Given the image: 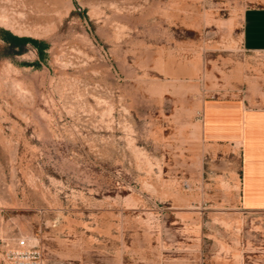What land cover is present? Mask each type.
Returning <instances> with one entry per match:
<instances>
[{
	"label": "rangeland",
	"instance_id": "1",
	"mask_svg": "<svg viewBox=\"0 0 264 264\" xmlns=\"http://www.w3.org/2000/svg\"><path fill=\"white\" fill-rule=\"evenodd\" d=\"M253 8L0 0V238L26 239L31 264H264L239 151L204 132L213 99L264 97ZM0 264H15L2 244Z\"/></svg>",
	"mask_w": 264,
	"mask_h": 264
},
{
	"label": "crops",
	"instance_id": "2",
	"mask_svg": "<svg viewBox=\"0 0 264 264\" xmlns=\"http://www.w3.org/2000/svg\"><path fill=\"white\" fill-rule=\"evenodd\" d=\"M242 35L247 51L264 53V8L247 11ZM259 82L264 86V76ZM254 87H247L242 97H218L213 99V104L209 102L204 132L223 150L233 152L237 147L241 163L239 177H243L242 209L264 212V97L256 94Z\"/></svg>",
	"mask_w": 264,
	"mask_h": 264
},
{
	"label": "built area",
	"instance_id": "3",
	"mask_svg": "<svg viewBox=\"0 0 264 264\" xmlns=\"http://www.w3.org/2000/svg\"><path fill=\"white\" fill-rule=\"evenodd\" d=\"M0 244L5 248L6 255L15 264H31V255L36 253L28 247L26 239H18L11 245L7 239L0 238Z\"/></svg>",
	"mask_w": 264,
	"mask_h": 264
},
{
	"label": "trees",
	"instance_id": "4",
	"mask_svg": "<svg viewBox=\"0 0 264 264\" xmlns=\"http://www.w3.org/2000/svg\"><path fill=\"white\" fill-rule=\"evenodd\" d=\"M10 49H18V52H23L25 48L26 43L33 44L39 51V55L42 56V43L40 41H37L35 39H29V38H22L17 36H9L7 38Z\"/></svg>",
	"mask_w": 264,
	"mask_h": 264
}]
</instances>
